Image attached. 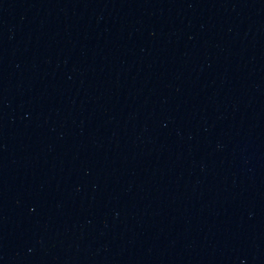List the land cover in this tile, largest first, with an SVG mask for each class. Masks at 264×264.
<instances>
[{
  "label": "water",
  "instance_id": "obj_1",
  "mask_svg": "<svg viewBox=\"0 0 264 264\" xmlns=\"http://www.w3.org/2000/svg\"><path fill=\"white\" fill-rule=\"evenodd\" d=\"M0 264H264V0H0Z\"/></svg>",
  "mask_w": 264,
  "mask_h": 264
}]
</instances>
